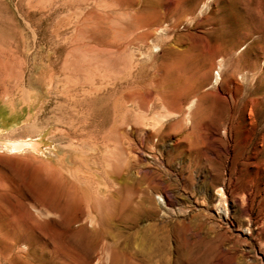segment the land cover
I'll list each match as a JSON object with an SVG mask.
<instances>
[{"label": "rangeland", "instance_id": "rangeland-1", "mask_svg": "<svg viewBox=\"0 0 264 264\" xmlns=\"http://www.w3.org/2000/svg\"><path fill=\"white\" fill-rule=\"evenodd\" d=\"M0 264H264V0H0Z\"/></svg>", "mask_w": 264, "mask_h": 264}, {"label": "bare ground", "instance_id": "bare-ground-1", "mask_svg": "<svg viewBox=\"0 0 264 264\" xmlns=\"http://www.w3.org/2000/svg\"><path fill=\"white\" fill-rule=\"evenodd\" d=\"M71 3V2H70ZM66 4V1L62 4L64 5ZM72 21V20H71ZM68 22V21H67ZM66 24H69V22ZM74 25V24H73ZM68 25H66L67 28ZM77 26V25H76ZM75 27V25H74ZM73 27V28H74ZM76 28V27H75ZM74 30V29H73ZM74 33V32H73ZM10 36V35H9ZM58 36V35H57ZM73 37V36H72ZM11 38V37H10ZM75 40V38L73 39ZM80 42V41H79ZM7 43V42H6ZM77 43V42H76ZM88 43V41H87ZM75 44V43H74ZM111 44V43H110ZM89 46V44H87ZM91 45V44H90ZM106 45V44H105ZM108 45V44H107ZM78 46V45H77ZM96 46V45H95ZM101 46V45H100ZM3 47V46H2ZM6 47V46H5ZM83 47V45H82ZM87 47V46H86ZM85 47V48H86ZM92 47V45L90 46ZM102 47V46H101ZM121 47V46H120ZM104 48V47H103ZM9 49V48H8ZM7 49V50H8ZM87 49V48H86ZM99 49V48H97ZM6 50V51H7ZM72 50V49H71ZM3 51V50H2ZM88 51V50H87ZM90 51V50H89ZM95 51V48H94ZM98 51V50H97ZM103 51V49H102ZM106 51V50H105ZM117 51V50H116ZM115 51V52H116ZM9 52V51H8ZM12 52V51H11ZM72 52V51H71ZM100 52V51H99ZM120 51H118L119 53ZM95 53V52H94ZM97 53V52H96ZM108 54V51L106 52ZM111 53V52H110ZM102 54H104L102 52ZM96 55V54H95ZM117 55V54H116ZM9 56V54H8ZM13 57V56H12ZM109 58V55L107 56ZM119 57V56H118ZM110 58H112V55L110 56ZM120 58V57H119ZM117 59V58H116ZM6 60V59H4ZM106 61L107 58L105 59ZM104 61V60H103ZM112 62V61H111ZM110 62V63H111ZM119 62V61H118ZM121 62V61H120ZM119 62V63H120ZM107 64V63H105ZM110 65V64H109ZM114 66V65H113ZM6 67V66H5ZM10 67V66H9ZM220 68V67H218ZM8 69V68H7ZM67 73V72H66ZM63 74V73H62ZM63 76V75H62ZM219 79V74H217V76L215 77V82H217ZM108 82V81H107ZM110 82V81H109ZM71 83V82H70ZM94 83V82H93ZM92 86L88 87V88H80V95L82 96L81 100L79 99V101H74L72 98L71 100L74 101V107L75 105H78L80 107H83L88 114L91 116V118L95 119L96 122V127L99 130H103L105 127H107L108 125L111 126V128L117 132L120 137L123 136L122 131L120 130L121 127L123 125H125L126 122V95H125V90H123L121 87L116 91H112L111 89H106L105 86H96L95 84ZM126 88V87H125ZM124 88V89H125ZM72 90V89H71ZM127 93V92H126ZM118 94V95H116ZM70 100V102H71ZM193 104V100H191L187 106L186 109L189 110L191 108ZM72 104H70L71 106ZM85 114H87L85 112ZM144 117V116H143ZM90 119V118H89ZM189 117L188 115L185 116V120L187 123H189ZM86 121V119H85ZM92 121V120H91ZM83 122V121H82ZM81 122V123H82ZM88 122V121H87ZM84 124V123H83ZM88 124V123H87ZM90 125V124H89ZM91 126V125H90ZM95 126V124H94ZM93 126V127H94ZM95 128V127H94ZM93 129V128H92ZM106 129V128H105ZM110 129V128H109ZM110 129V130H112ZM112 130V132H114ZM100 132V131H99ZM109 132V131H108ZM114 132V133H115ZM109 134V133H107ZM106 136V135H105ZM108 137V136H107ZM106 138V137H105ZM12 147H15L14 145ZM16 149V147H15ZM18 149V148H17ZM106 151V150H105ZM125 153L124 149L121 147L120 151L117 153L118 157H120L121 159L123 158V154ZM120 167H116V169H119ZM89 184V183H88ZM67 191H69L70 193H72V196H78L80 195V197L85 201L88 202L90 199H98L100 193L99 192H93L92 189L89 187V185H85L84 188L79 189L76 187V185H70L68 186ZM71 190V191H70ZM69 194V193H67ZM76 198V197H75ZM80 199V200H82Z\"/></svg>", "mask_w": 264, "mask_h": 264}]
</instances>
